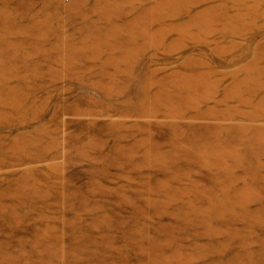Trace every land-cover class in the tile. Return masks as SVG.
<instances>
[{"label": "rangeland", "instance_id": "1", "mask_svg": "<svg viewBox=\"0 0 264 264\" xmlns=\"http://www.w3.org/2000/svg\"><path fill=\"white\" fill-rule=\"evenodd\" d=\"M0 264H264V0H0Z\"/></svg>", "mask_w": 264, "mask_h": 264}]
</instances>
